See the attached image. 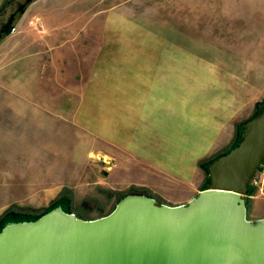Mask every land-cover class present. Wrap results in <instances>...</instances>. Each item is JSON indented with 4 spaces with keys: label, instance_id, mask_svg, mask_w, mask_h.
Returning <instances> with one entry per match:
<instances>
[{
    "label": "rangeland",
    "instance_id": "rangeland-1",
    "mask_svg": "<svg viewBox=\"0 0 264 264\" xmlns=\"http://www.w3.org/2000/svg\"><path fill=\"white\" fill-rule=\"evenodd\" d=\"M4 1L0 0V7ZM7 2L0 10L1 28L12 13L21 11L26 0ZM177 2L174 7L180 6ZM184 3L189 8L188 21L183 22V31L174 33V38L187 44L183 52L188 60L183 62V77L173 79V105H177L180 84L190 106H198L196 99L204 110L213 105L235 106L237 115L245 117L242 121L249 119L255 104L264 100V0ZM23 12L17 14L14 27L19 19L28 24L33 17L34 13ZM35 38L33 34L22 37L10 32L0 39V218L17 217L12 211L48 208L65 189L69 193L63 202L71 196L73 208L83 206L90 218H96V201L108 202L106 213L117 200V195H112L108 201L102 189L118 194L149 191L158 203L186 204L206 188L208 173L199 161L233 145L239 135L218 151L188 159L180 175L158 174L152 189L109 186L108 173L116 160L102 154L101 149L107 150L108 146L70 120L84 80L38 78ZM172 113L173 120H178L177 111L173 109ZM167 162L173 167L178 165V160L169 157ZM263 167L264 161L253 184L258 183ZM119 173L122 179L135 177Z\"/></svg>",
    "mask_w": 264,
    "mask_h": 264
},
{
    "label": "crops",
    "instance_id": "crops-1",
    "mask_svg": "<svg viewBox=\"0 0 264 264\" xmlns=\"http://www.w3.org/2000/svg\"><path fill=\"white\" fill-rule=\"evenodd\" d=\"M183 1L32 0L23 13L33 17L28 24L19 19L12 31L36 36L38 78L84 80L70 120L108 146L101 150L116 160L108 173L112 188L152 189L158 174L180 175L188 159L218 151L241 134L245 117L235 106L204 110L196 99L192 107L180 84L173 105V79L183 77L188 60L187 44L174 38L188 21ZM119 170L135 177L122 179ZM258 179L245 197L252 221L264 218V167Z\"/></svg>",
    "mask_w": 264,
    "mask_h": 264
},
{
    "label": "water",
    "instance_id": "water-1",
    "mask_svg": "<svg viewBox=\"0 0 264 264\" xmlns=\"http://www.w3.org/2000/svg\"><path fill=\"white\" fill-rule=\"evenodd\" d=\"M260 108L242 124L238 145L207 165L209 183L186 204L130 193L91 219L56 206L2 227L0 264H264V218L248 219L245 200L264 161V102Z\"/></svg>",
    "mask_w": 264,
    "mask_h": 264
},
{
    "label": "trees",
    "instance_id": "trees-1",
    "mask_svg": "<svg viewBox=\"0 0 264 264\" xmlns=\"http://www.w3.org/2000/svg\"><path fill=\"white\" fill-rule=\"evenodd\" d=\"M31 1H32V0H26V2L23 3V4H24V7H26ZM7 3H8L7 0H5L4 3L2 4V6L0 7V10H1V8H3ZM18 13H21V11L15 12V19H16V16H17ZM15 19H14V20H15ZM4 23H5V22H4ZM4 23H3L2 25H4ZM13 25H14V22H13ZM0 28H1V27H0ZM7 34H8V33H3L2 38H3L5 35H7ZM263 102H264V100L261 101V102H259V103H256V104H255V105H256V106H255V110H254L255 112H254V114H253L249 119L256 117V116L262 111V109L260 108V104L263 103ZM249 119H247V120H245V121H242V122H239V123H238V125H239V127H240V130H241V136L239 135V137L237 138L236 142H235L233 145L227 147V148L224 149L222 152L218 153L217 155H215V156H213V157H211V158H206V159H202V160H200L199 163H198L199 166H202V165L205 164V171L208 173L207 165H208L209 163H211L213 160H215V159L218 158L219 156H221V155L227 153V152L230 151L233 147H235L236 145H238V139H239L240 137H242V135L245 133V129L242 127V124L245 123L246 121H248ZM259 170H260V169H259ZM259 170H258V171H259ZM258 171L255 173V176L257 175ZM255 176H254V178H255ZM208 178H209V175H208ZM254 178H253V179H254ZM252 181H253V180H252ZM252 185H253V184H252V182H251L250 190H249V193H248V194H251V192H252V190H253V189L251 188ZM101 192H102V193H105V194L108 196V201L111 199V196H112V195H117V200H116V202H115V205L110 209V211H108V212H106V213H105V208H106L108 202H107V203H100V202L96 201V202L98 203V210H97V211H98V216H97L96 218H98V217H102V216H105V215L109 214V213L115 208V206L117 205V203L119 202L120 199H122L125 195L130 194V193L118 194V193L115 192V191H111V190L109 191V190H106V189H102ZM108 192H109V193H108ZM68 193H69V191H67V189L62 190V192H61V194L59 195L58 199H57L56 201L53 202V205L50 206V207H48V208H45V209H41V210H37V211H33V210H30V209H28V210L26 209V210H24V211H19V212H18V211H12L11 213H14V214H16V215H18V216H17V217H9V218H7L6 220L4 219V217H1V218H0V230H1L2 227H3L4 225H6L8 222H12V221H25V220H34V219H37V218H39L41 215H43L44 213L48 212L49 210L53 209V208L56 207V206H62L66 211L74 212V213H76L79 217H82V218H84V219H91L90 216L86 213V210L82 209L83 206H78V207H76V208H73V202H72V197H71V196H68V198H67V203L62 201V198H64L65 195L68 194ZM135 193H136V192H135ZM146 194L149 195V196L155 197L154 195L150 194L149 191H147ZM106 195H105V196H106ZM155 198H156V197H155ZM156 199H157V198H156ZM160 203H165V202H160ZM8 213H9V212H7L6 214H8ZM2 219H4V221H3ZM2 221H3V222H2Z\"/></svg>",
    "mask_w": 264,
    "mask_h": 264
}]
</instances>
